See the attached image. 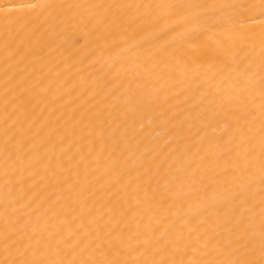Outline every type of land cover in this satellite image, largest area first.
Segmentation results:
<instances>
[{
  "label": "bare ground",
  "instance_id": "6f19581e",
  "mask_svg": "<svg viewBox=\"0 0 264 264\" xmlns=\"http://www.w3.org/2000/svg\"><path fill=\"white\" fill-rule=\"evenodd\" d=\"M0 264H264V0H0Z\"/></svg>",
  "mask_w": 264,
  "mask_h": 264
}]
</instances>
